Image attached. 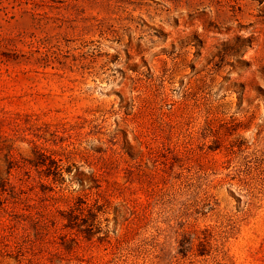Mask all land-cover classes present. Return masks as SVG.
Returning <instances> with one entry per match:
<instances>
[{"label":"rangeland","instance_id":"1","mask_svg":"<svg viewBox=\"0 0 264 264\" xmlns=\"http://www.w3.org/2000/svg\"><path fill=\"white\" fill-rule=\"evenodd\" d=\"M0 264H264V0H0Z\"/></svg>","mask_w":264,"mask_h":264}]
</instances>
